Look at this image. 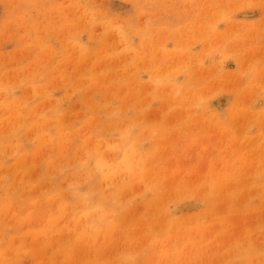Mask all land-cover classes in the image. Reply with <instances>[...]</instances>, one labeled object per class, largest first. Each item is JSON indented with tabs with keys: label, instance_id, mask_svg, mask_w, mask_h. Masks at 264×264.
Instances as JSON below:
<instances>
[{
	"label": "rangeland",
	"instance_id": "obj_1",
	"mask_svg": "<svg viewBox=\"0 0 264 264\" xmlns=\"http://www.w3.org/2000/svg\"><path fill=\"white\" fill-rule=\"evenodd\" d=\"M0 264H264V0H0Z\"/></svg>",
	"mask_w": 264,
	"mask_h": 264
}]
</instances>
